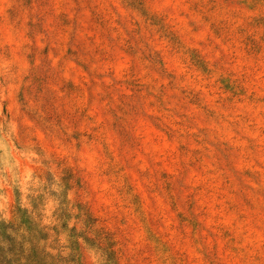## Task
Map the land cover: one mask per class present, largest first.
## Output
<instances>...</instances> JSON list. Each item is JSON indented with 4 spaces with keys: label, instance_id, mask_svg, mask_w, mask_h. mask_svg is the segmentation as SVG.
<instances>
[{
    "label": "rangeland",
    "instance_id": "374dc122",
    "mask_svg": "<svg viewBox=\"0 0 264 264\" xmlns=\"http://www.w3.org/2000/svg\"><path fill=\"white\" fill-rule=\"evenodd\" d=\"M0 118L119 264H264V0H0Z\"/></svg>",
    "mask_w": 264,
    "mask_h": 264
},
{
    "label": "clouds",
    "instance_id": "9594fccd",
    "mask_svg": "<svg viewBox=\"0 0 264 264\" xmlns=\"http://www.w3.org/2000/svg\"><path fill=\"white\" fill-rule=\"evenodd\" d=\"M20 212L47 233L42 243H46L45 250L53 257H66L60 249L72 251V230L82 232L77 225L80 208L74 202L71 187L65 184L62 171L43 150L19 138L16 121L0 118V223L12 224L16 230L8 229L9 235L27 243L29 234ZM76 239L81 248L95 249L83 236ZM90 259L97 264L94 251Z\"/></svg>",
    "mask_w": 264,
    "mask_h": 264
},
{
    "label": "trees",
    "instance_id": "16d2710c",
    "mask_svg": "<svg viewBox=\"0 0 264 264\" xmlns=\"http://www.w3.org/2000/svg\"><path fill=\"white\" fill-rule=\"evenodd\" d=\"M66 186L68 187V185ZM19 214L29 234L26 238L27 243L16 241L14 237L9 235L8 229L11 228L13 231L16 230L12 224L0 223V243L4 245L0 247V264H69L67 263V259L71 264H82L80 248L78 247L76 239L78 236H83L90 245L95 246V249L86 247L90 251L95 252L100 264H119L116 251L112 249L113 244L108 241L102 245L101 242H103L105 238H101L99 234L94 231L95 227L93 225V220L88 213L83 212V209L80 211L77 223L82 220V224L87 227V231L83 229L82 232L77 233L75 229L72 230V252L66 255V257L60 255L53 257L48 253L45 250L47 247L46 243H42L43 239H47V233L31 223L24 212H20ZM62 226L65 228L67 227L66 224ZM87 233H90V235ZM64 250H66V248L60 249L62 252H64Z\"/></svg>",
    "mask_w": 264,
    "mask_h": 264
}]
</instances>
